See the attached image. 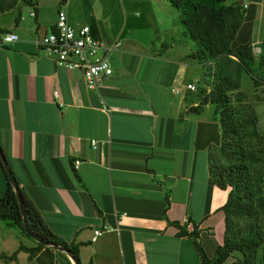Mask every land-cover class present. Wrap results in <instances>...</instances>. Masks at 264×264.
I'll return each mask as SVG.
<instances>
[{"label": "crops", "instance_id": "crops-1", "mask_svg": "<svg viewBox=\"0 0 264 264\" xmlns=\"http://www.w3.org/2000/svg\"><path fill=\"white\" fill-rule=\"evenodd\" d=\"M61 1L20 3L0 14V41L18 35L0 46V147L9 169L49 230L78 246L81 264H201L188 233L195 226L213 256L223 244L228 189L209 176L207 150L219 138V123L206 112L211 104L191 110L198 102L185 84H199L189 73L200 63L178 11L167 0ZM235 2L244 9L239 33L257 60L264 0H225ZM59 8L71 25L89 26L93 38L121 42L110 54L113 73L95 90L37 45ZM2 234L0 255L31 245L14 227ZM8 237L17 239L14 249L4 247ZM0 264L38 263L19 251Z\"/></svg>", "mask_w": 264, "mask_h": 264}, {"label": "trees", "instance_id": "trees-1", "mask_svg": "<svg viewBox=\"0 0 264 264\" xmlns=\"http://www.w3.org/2000/svg\"><path fill=\"white\" fill-rule=\"evenodd\" d=\"M35 1L0 0V14L15 9L20 3L32 4ZM167 1L179 13L183 34L195 43L191 57L202 64V78H212L207 84L209 90L197 86L195 99L198 104L191 110L199 113L203 105L214 107L219 138L207 150L208 172L213 184L228 189L226 201L221 207L225 224L223 244L217 246L213 256L208 257L203 251L195 226L188 234L199 252L201 264H229L233 254H241V257H237L232 264H264V196L261 193L264 185V132H257V119L252 109L239 116L231 106L229 96V92L240 88L243 72L251 75L254 84H260L251 68L255 62L251 41L239 33L244 18L242 2ZM209 61L213 62V68L206 65ZM256 62L264 68V43L263 53ZM246 137L255 139V143H247ZM0 169L6 182L0 197V221L33 239L25 231L16 193L1 162ZM18 187L32 232L50 244L66 247L81 264L78 246L54 235L32 209L19 184ZM165 198L168 199L167 196ZM170 223L179 228V234H186L178 221ZM19 251L26 252L28 259H35L39 264H72L64 252L36 241L33 246L20 243L13 253L0 255V258L13 260Z\"/></svg>", "mask_w": 264, "mask_h": 264}, {"label": "built area", "instance_id": "built-area-1", "mask_svg": "<svg viewBox=\"0 0 264 264\" xmlns=\"http://www.w3.org/2000/svg\"><path fill=\"white\" fill-rule=\"evenodd\" d=\"M67 0L61 1V7ZM34 16V12L30 13ZM18 39L15 33H6L2 36L0 46L12 44ZM38 47L44 54L52 58L57 65L67 70H78L82 74L83 82L89 90H95L103 77L113 73L110 63V54L119 49L121 42L116 40L105 44L90 34L89 26L75 27L67 21V13L59 8L56 21L51 31L42 35L37 40ZM195 83H186L185 90L195 92ZM55 98L59 97L58 90L53 91ZM106 109L105 107H102ZM91 145H96V140H91ZM77 162V161H76ZM106 226L93 229L91 241H95L104 231Z\"/></svg>", "mask_w": 264, "mask_h": 264}, {"label": "rangeland", "instance_id": "rangeland-1", "mask_svg": "<svg viewBox=\"0 0 264 264\" xmlns=\"http://www.w3.org/2000/svg\"><path fill=\"white\" fill-rule=\"evenodd\" d=\"M100 1L103 4L107 3V0H100ZM72 10L74 13H76V15H78V13H79L78 9H76V10L72 9ZM253 55L255 58L254 53H253ZM257 60H255L254 64L251 65V68L254 72L255 78L258 79V83H260L259 84L260 86L258 84H254L251 75H249L246 72H243V74L241 75V78H240V88L237 91L233 90V91L229 92V96H230L231 106L234 107V109L236 110V112L238 113L239 116L245 115V113H246L245 111L247 109H249V110L252 109V111H253L256 119H257L256 130L259 133H263L264 132V68H260V66L258 65V62H256ZM206 65H208L211 68L214 67L213 62H210V61L206 62ZM190 72L191 73H189V74H190L191 79H193L194 77H195V79L201 78V80L199 81V84H197L198 88H206V90H209L208 89L209 87H207V84L212 81V78H210V77H206L205 79L202 78L204 75V73H203L204 69H203L201 63L200 64L196 63V66L194 68L190 69ZM205 82H206V85H205ZM194 98H195V92H194ZM206 110H207L206 112H208L209 115H213L214 107L212 105H209L208 109H206ZM246 140H247V143H249V144H251V143L254 144L256 141L255 139H252V138L250 139L248 137H246ZM1 182H3V183H1ZM1 184L5 185V178H4V175L2 173V170L0 169V197L3 193V188L5 187ZM261 193L264 196V185H263ZM5 229L7 230V225L5 224L4 221H0V243L2 242V236H3L2 230H5ZM21 236H23V235H21ZM23 237H25V236H23ZM25 238H27L28 240H31L30 246L35 245L34 239H30L28 237H25ZM16 245H17V239L16 238L8 237V239H6V241L4 242V247L8 250L14 249V247H16ZM237 257H241V254L231 255V257L228 260V263L229 264L234 263L235 259Z\"/></svg>", "mask_w": 264, "mask_h": 264}, {"label": "water", "instance_id": "water-1", "mask_svg": "<svg viewBox=\"0 0 264 264\" xmlns=\"http://www.w3.org/2000/svg\"><path fill=\"white\" fill-rule=\"evenodd\" d=\"M0 162L2 163L3 168H4V170H5L6 174H7L8 180H9L12 188L14 189V191L16 193V197L18 199V203H19V206H20V210H21V214H22V218H23V222H24V227H25L26 233L30 237H32L36 242H40V243H42V244H44L46 246H52L53 248L64 252L68 256V258L70 259L72 264H79L77 262V260L73 257L72 252L70 250H68L66 247H60V246H57L56 244H50L48 241L43 240L42 238L37 236L34 232H32V230L28 226V221H27L26 214H25V211H24L22 198H21L20 192L18 190L19 189L18 182H17L16 178L13 176L11 170L8 167L7 160L5 158V155L3 154V151L1 149V147H0Z\"/></svg>", "mask_w": 264, "mask_h": 264}]
</instances>
